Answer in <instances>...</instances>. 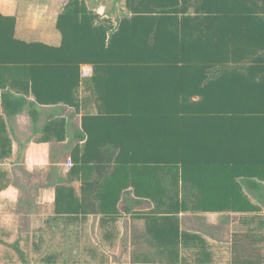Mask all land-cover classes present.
Listing matches in <instances>:
<instances>
[{
    "label": "trees",
    "instance_id": "1",
    "mask_svg": "<svg viewBox=\"0 0 264 264\" xmlns=\"http://www.w3.org/2000/svg\"><path fill=\"white\" fill-rule=\"evenodd\" d=\"M124 9L114 20L68 0L59 46L16 38V17L0 13V111L81 115L64 177L22 167L19 180L0 168V191L19 188L24 220L11 243L0 229V243L22 263L45 186L55 188V218L98 220L108 241L121 218L140 220L133 262L142 264L214 263L181 213H232L249 226L262 212L248 189L264 190V0H124ZM83 64L92 76L81 77ZM5 116L0 162L13 155ZM67 137L66 118L50 115L37 141ZM258 228L232 233L229 264L263 263Z\"/></svg>",
    "mask_w": 264,
    "mask_h": 264
},
{
    "label": "crops",
    "instance_id": "2",
    "mask_svg": "<svg viewBox=\"0 0 264 264\" xmlns=\"http://www.w3.org/2000/svg\"><path fill=\"white\" fill-rule=\"evenodd\" d=\"M67 1L68 0H0V13L16 17V38L28 42L37 41L59 46L62 42V35L56 24L58 16ZM116 1L121 2V0H85L88 7L95 13H98L100 16H110L114 20L121 16L118 17V14L119 11L123 9V7L122 9H119L116 6ZM114 5L117 8H115ZM3 91L5 90H0V92ZM56 108L57 106L40 105L37 121L33 120L29 112V107H26L23 112L9 118L5 116V113L1 109L0 112L6 117L9 136L12 141L13 155L1 160L0 168L9 171L13 179L22 180L24 178V176H22L24 172L21 173L20 170L22 167L38 172L44 171L48 167H52L59 176L64 177L67 174L70 169L67 167L69 149L76 142L74 134L77 132L78 128H75V130L73 129V132L70 129L71 127L73 128V125L71 126V122L69 121L71 120V116L70 114L68 115L67 112V109L70 108H65L62 112ZM50 115L66 118L68 122V137L65 141L59 143L37 141V136L40 135L43 125ZM78 115L81 122V115ZM23 116H29L31 118L32 122L30 123V128H26L21 122L20 119ZM40 120H43V123L41 126L38 125V127L35 124ZM6 145L9 144L6 142ZM6 145L4 142V148H6ZM53 158L54 161L51 160ZM19 193V188L15 184H10L7 188L0 191V229L6 230L16 236H18L22 222L24 221L22 220L21 215L17 213ZM54 199L55 188L53 186L43 187L37 198V211L45 212L46 210H50V212H53L54 214ZM203 214L210 215L211 217H217L214 215H227L226 213L184 212L180 214L181 228L191 231L187 225L192 226L195 224L196 220H193L195 219L192 218L193 215L199 216ZM129 216L131 217V215ZM222 220L224 219L222 218ZM29 222L32 227V216L30 217ZM134 222L136 223V231L134 233L135 237L133 241L136 246V242H138V244L141 242L140 235L143 231V224L140 220H134ZM93 224L94 226L91 225L90 227V236L92 240L95 241L93 228L97 233V230L100 229L101 225L98 220H94ZM142 248L145 250V246L142 245ZM214 249V247H211L209 250L214 262L213 264H218L216 260V251ZM86 254L88 255V253ZM133 256L131 258V264H142L141 261L144 260L143 256H140L141 258L137 263L133 262ZM229 263L230 260L226 262V264Z\"/></svg>",
    "mask_w": 264,
    "mask_h": 264
},
{
    "label": "rangeland",
    "instance_id": "3",
    "mask_svg": "<svg viewBox=\"0 0 264 264\" xmlns=\"http://www.w3.org/2000/svg\"><path fill=\"white\" fill-rule=\"evenodd\" d=\"M123 2L124 0H121L116 3L119 9L123 7L121 12L118 9V17L126 11ZM116 6L114 5L115 8H117ZM67 110L68 115L71 116L69 121L71 126L73 125V128H70L73 132V129L80 127V118L74 109ZM20 120L26 128H30L32 120L29 116H23ZM42 123L43 120H40L35 125L41 126ZM248 191L253 200L262 207V212L254 217V221L249 226L241 223L238 216L232 213L214 215L217 217L204 214L193 215L192 218H195L193 220H196L195 224L187 225L191 231L204 236L210 246L215 248L218 264H226L228 260H231L232 233L234 231H246L257 226L259 221L264 222V190L256 192L248 189ZM31 216L33 223L31 238L29 245L24 246L27 263L21 262L22 256L15 248L0 243V264H131L133 249L136 247L133 241L136 223L129 215L118 221L112 241L105 238L103 230L99 229L96 233L93 228L96 242L90 236V227L94 226V219H91L92 222L90 220L67 221L68 219L55 218L50 210L36 211ZM259 231L264 233L262 229ZM17 237L11 235L4 237V240L11 243ZM90 251L93 252L92 259L86 254ZM261 256L263 257L262 264H264V252Z\"/></svg>",
    "mask_w": 264,
    "mask_h": 264
},
{
    "label": "built area",
    "instance_id": "4",
    "mask_svg": "<svg viewBox=\"0 0 264 264\" xmlns=\"http://www.w3.org/2000/svg\"><path fill=\"white\" fill-rule=\"evenodd\" d=\"M80 72H81L82 78L90 77L93 74V68L89 64H83V65H81V71ZM72 166H73V162H72L71 158H68L67 167L71 168Z\"/></svg>",
    "mask_w": 264,
    "mask_h": 264
}]
</instances>
